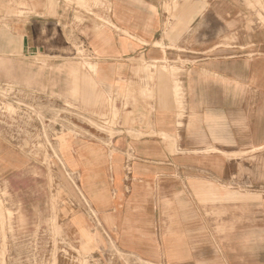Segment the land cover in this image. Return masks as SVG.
Returning a JSON list of instances; mask_svg holds the SVG:
<instances>
[{
	"label": "crops",
	"instance_id": "1",
	"mask_svg": "<svg viewBox=\"0 0 264 264\" xmlns=\"http://www.w3.org/2000/svg\"><path fill=\"white\" fill-rule=\"evenodd\" d=\"M98 1L106 6L98 13L109 21L101 27L91 13L77 21V5L70 0H0V78L6 68L15 76L32 69L27 61L40 54L51 69L55 59H67L75 49L74 39L87 50L96 69L88 70L95 99L102 102L93 109L109 111L112 94L122 132L114 150L73 140L67 165L80 174L82 191L123 250L158 260L174 244V259L197 260L198 190L179 182L183 167L196 162L177 150L198 147L184 142L188 127L205 128L215 120L233 133V147H264V29L247 30L251 13L245 0H81ZM158 181L166 187H156ZM158 197L170 198L178 214L170 226L174 237L157 235ZM237 244V253L225 248L222 258L206 253L205 260L264 261L262 253H246L241 239Z\"/></svg>",
	"mask_w": 264,
	"mask_h": 264
},
{
	"label": "rangeland",
	"instance_id": "2",
	"mask_svg": "<svg viewBox=\"0 0 264 264\" xmlns=\"http://www.w3.org/2000/svg\"><path fill=\"white\" fill-rule=\"evenodd\" d=\"M73 2L77 21L91 13L102 20L97 27L109 23L98 13L106 9L104 3ZM245 6L251 13L247 30H263L264 0H245ZM73 45L68 58L55 59L51 69L40 54L27 61L32 69L15 76L6 68L0 78V264H209L206 253L221 258L225 248L237 253L239 239L246 253L264 256V147H233V133L224 132L216 120L205 128L188 127L184 142L198 147L177 150L196 162L184 166L178 180L182 188L198 190L193 218L200 226V258L174 259V244L158 260L121 248L117 233L103 225L82 191L80 174L67 165L73 140L89 139L114 150L113 140L122 132L112 94L109 111L93 109L102 104L88 73L95 65L75 39ZM130 181L127 176L126 184ZM161 182L159 189L166 187ZM157 205L158 237H174L170 226L179 218L172 201L158 197ZM183 247L189 252L188 245Z\"/></svg>",
	"mask_w": 264,
	"mask_h": 264
},
{
	"label": "bare ground",
	"instance_id": "3",
	"mask_svg": "<svg viewBox=\"0 0 264 264\" xmlns=\"http://www.w3.org/2000/svg\"><path fill=\"white\" fill-rule=\"evenodd\" d=\"M174 89V88H173ZM176 93V92H175ZM210 260V259H209Z\"/></svg>",
	"mask_w": 264,
	"mask_h": 264
}]
</instances>
